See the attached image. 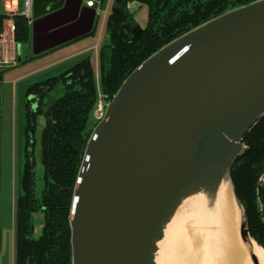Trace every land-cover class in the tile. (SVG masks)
<instances>
[{"label":"water","instance_id":"obj_1","mask_svg":"<svg viewBox=\"0 0 264 264\" xmlns=\"http://www.w3.org/2000/svg\"><path fill=\"white\" fill-rule=\"evenodd\" d=\"M95 17L82 0H64L32 21V54L90 34ZM123 27L133 37L142 31ZM263 117L264 0L226 11L145 59L87 140L68 217L72 264H156L155 241L182 192L226 177L243 211L240 235L254 240L231 171L247 150L243 136Z\"/></svg>","mask_w":264,"mask_h":264},{"label":"trees","instance_id":"obj_2","mask_svg":"<svg viewBox=\"0 0 264 264\" xmlns=\"http://www.w3.org/2000/svg\"><path fill=\"white\" fill-rule=\"evenodd\" d=\"M253 1L256 0H123L120 5L113 3L105 23L108 45L98 51V79L90 58L86 57L58 76L25 87L15 264H72L68 217L77 174L91 133L92 126L88 127V123L92 118L93 125L97 124L93 116L98 100L97 84L108 103L125 78L161 47L196 26ZM63 2L34 0L33 18L59 9ZM131 2L147 8L146 27L135 37L123 28L127 23L135 24L127 8ZM7 18L0 6V35ZM13 22L14 41L29 45L28 21L14 15ZM94 33L95 27L88 35ZM57 86H61L62 95L46 106L45 98ZM45 89L49 94H43ZM38 94H41L40 101L32 110L27 98ZM40 117L44 121L39 139L44 187L40 198H36L33 154L34 134ZM242 142L247 150L236 159L231 179L245 210L250 235L264 248V184L259 181L264 173V117L245 133ZM36 213L44 216V225L37 238L33 223Z\"/></svg>","mask_w":264,"mask_h":264},{"label":"rangeland","instance_id":"obj_3","mask_svg":"<svg viewBox=\"0 0 264 264\" xmlns=\"http://www.w3.org/2000/svg\"><path fill=\"white\" fill-rule=\"evenodd\" d=\"M115 0H104L95 20V33L54 48L40 55H33L29 46L23 45L18 57L20 62L0 68V264H15L16 200L19 195L23 137V93L26 86L48 77L58 76L77 61L89 57L99 78L98 51L107 41L105 23ZM128 10L136 24L144 29L147 24V8L136 2L128 3ZM7 31L4 22L3 35ZM2 35V36H3ZM14 39V33H13ZM97 45L96 49L94 46ZM109 57V53H106ZM99 87V83H98ZM62 95L61 86L55 87L45 98L50 105ZM43 117L37 121L34 134V183L35 197L40 198L44 187L43 167L40 155V131ZM94 128L92 118L88 123ZM264 184V173L260 178ZM34 235L39 237L44 225L42 213L33 216Z\"/></svg>","mask_w":264,"mask_h":264},{"label":"bare ground","instance_id":"obj_4","mask_svg":"<svg viewBox=\"0 0 264 264\" xmlns=\"http://www.w3.org/2000/svg\"><path fill=\"white\" fill-rule=\"evenodd\" d=\"M243 211L229 179L182 192L155 241L156 264H264V250L242 238Z\"/></svg>","mask_w":264,"mask_h":264},{"label":"built area","instance_id":"obj_5","mask_svg":"<svg viewBox=\"0 0 264 264\" xmlns=\"http://www.w3.org/2000/svg\"><path fill=\"white\" fill-rule=\"evenodd\" d=\"M87 7L93 8L97 14L100 13V0H86ZM33 4L34 0H0V5L3 6L2 13L5 14L8 18L4 21L7 24V30L10 33L15 32V25L13 22V16L18 15L24 17L28 21V25L30 26L33 18ZM3 34V33H2ZM1 34V35H2ZM97 45L94 46L96 49ZM97 92H98V100L96 104V108L94 110L93 116L95 121L99 122L105 113V108L107 105L106 96L103 95L97 84Z\"/></svg>","mask_w":264,"mask_h":264},{"label":"crops","instance_id":"obj_6","mask_svg":"<svg viewBox=\"0 0 264 264\" xmlns=\"http://www.w3.org/2000/svg\"><path fill=\"white\" fill-rule=\"evenodd\" d=\"M1 10L3 8L2 5ZM96 18V17H95ZM5 35H0V68L5 64L6 67L13 66L16 62H20L18 55L22 46L25 44H18L13 39V34L5 31ZM31 48V45H27ZM17 64V63H16Z\"/></svg>","mask_w":264,"mask_h":264},{"label":"flooded vegetation","instance_id":"obj_7","mask_svg":"<svg viewBox=\"0 0 264 264\" xmlns=\"http://www.w3.org/2000/svg\"><path fill=\"white\" fill-rule=\"evenodd\" d=\"M103 2V0H100V3H102ZM86 3H87V1L86 0H82V5L83 6H87L86 5ZM116 5H118V4H116ZM120 5V4H119ZM141 6V5H140ZM127 8H128V5H127ZM53 11H55V10H53ZM52 12V11H51ZM133 18H134V16H133ZM95 20H96V18H95ZM135 21V20H134ZM127 24H130V23H127ZM126 25V24H125ZM131 25V24H130ZM134 25H137L136 24V22H135V24ZM134 25H131V26H134ZM124 26V25H123ZM93 27H95V22H94V26ZM124 28V27H123ZM142 29V28H141ZM143 30V29H142ZM128 31V30H127ZM129 32V31H128ZM43 94H45V95H47V94H49L48 93V90L47 89H45V90H43ZM40 98H41V94H38V95H30L27 99L31 102V104H30V108L32 109V110H35L36 108H37V106H38V103H39V101H40ZM45 101V100H44ZM31 134V133H30Z\"/></svg>","mask_w":264,"mask_h":264}]
</instances>
